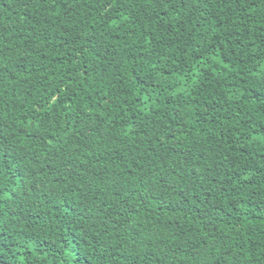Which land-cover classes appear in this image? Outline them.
Instances as JSON below:
<instances>
[{
  "label": "trees",
  "instance_id": "trees-1",
  "mask_svg": "<svg viewBox=\"0 0 264 264\" xmlns=\"http://www.w3.org/2000/svg\"><path fill=\"white\" fill-rule=\"evenodd\" d=\"M0 264H264V0H0Z\"/></svg>",
  "mask_w": 264,
  "mask_h": 264
}]
</instances>
